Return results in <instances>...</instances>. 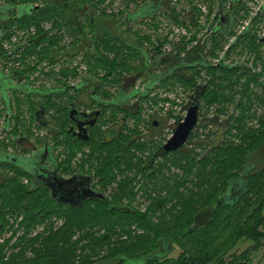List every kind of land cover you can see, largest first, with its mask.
<instances>
[{
    "label": "rangeland",
    "instance_id": "obj_1",
    "mask_svg": "<svg viewBox=\"0 0 264 264\" xmlns=\"http://www.w3.org/2000/svg\"><path fill=\"white\" fill-rule=\"evenodd\" d=\"M7 1L8 0H0V5L5 4ZM38 3L39 2H36V4ZM247 3L250 6V11L253 10L250 16L253 19L251 30L257 33L258 36L264 37V14H255V12L257 13L255 8L258 7L259 0H247ZM100 5H103V3H96L97 7ZM115 7L116 4L114 1L105 4L107 12H114ZM187 10H190L192 13L189 17H186L187 21L185 28H191L192 32H189V35H192V37L196 35L200 44H206L207 36L209 35L206 34V30L203 29V24L208 20L211 21L213 15L198 11L194 5L190 4L185 10H182L181 6L177 8L178 16L176 19L178 21L184 20L183 18L186 13L189 12ZM122 16L123 15L119 14L117 18L121 19L123 18ZM159 20H161V18H159ZM245 20L247 19L239 17L238 24L241 25V22ZM169 23L172 24L171 22ZM242 24L244 25L245 22ZM48 27L49 24H46L47 30ZM133 27L138 28L139 26L134 24ZM180 29V32L174 31L175 37L173 42L168 40L164 47L165 49L177 50V48L181 46V42L184 44L186 43L185 38H188V36L185 34L190 31V29H187V31L182 28ZM142 30L150 32L146 28H142ZM240 30L241 28L239 27V31ZM157 33H160L159 29H157ZM21 35L22 32L20 35L17 34L16 37L18 38L12 41L13 45L4 47V53H7L14 47L15 42L22 41V38H19ZM129 36L131 39L130 41L134 43L135 37L133 35ZM66 43H68V40H66ZM262 43L263 45L256 47V50H252L248 45L239 44L237 47L231 48L228 54L223 57V54L229 49L227 46L228 42H226L221 51L216 52L215 56L209 57L208 62L214 67L223 64L229 68H234L238 64L237 66L244 67L246 72H249L250 76L255 78L253 81H250V77L242 76L240 71H237L235 74H229L224 70L216 73L218 77H223L225 75L229 76L228 80H218L216 83L219 84L223 82L221 92L223 94H228L229 98L231 97L232 90L235 89L233 92L234 97L230 102L223 100L222 103L217 102V104L215 103L213 105H207L205 102L202 109V113L204 114L202 119L205 120V116L212 120L218 119V124L214 127L212 124H208V127H202L201 130L198 129L200 139H193L189 145V149L195 151L192 156H160L153 165L150 164V162H153V155L157 147L164 144L166 138L171 136L173 124H175L178 118L186 116L187 111L185 110V106L193 100V96H196L194 89L183 86L181 82L173 79L163 85H158L160 84L159 82L149 91L147 98L142 100V94L140 93L134 95L129 94L140 88L146 89L147 79L144 74L142 75L138 71H133L130 74L128 72H123L120 83L110 85V89L114 94L113 99L117 98L121 91L131 96L129 100L130 103H133L132 110L134 111H136L135 104L141 99L140 131L136 134L142 133V135L136 138V143L139 142V144H144L145 147H142L144 149L137 147L132 149L135 156L131 163L130 159L132 158V153H129V158L124 159V162L120 160L112 170L114 181H108L106 184L101 181L102 177L98 174V168L110 165L113 154L112 148L105 147L103 149H98L95 151V156L92 159V153L94 152L93 146L87 145L79 154L76 156L74 155L75 157L72 158L73 166L70 171H75L77 168L87 167L88 165L93 168L95 173L94 188L105 193L106 200L112 202L115 207H133L136 210L148 212L150 202L152 203L163 199V202H169L162 208L155 207L154 210H150L149 215L154 223L161 228L167 229L168 227H164L165 225L163 224L173 222L175 225L170 229L171 232H174V228L179 229L178 232H175V237L182 247L179 245V247H175V250L171 248L172 252L174 250L173 253L171 252L172 257L178 258L179 253L185 249L187 250L185 253H189L191 256H194L196 253H201L203 246L200 244L204 245L205 242H207V238H214L219 230L221 231L222 222L216 212L215 215L219 219L218 226L212 225L207 227L199 223L196 225H200V229L196 235L195 241L200 242V244L195 245L196 247L194 248L191 246L188 247L190 243L182 239L184 232L180 231V229L190 216H197L205 207L210 208V210L204 213L213 219V203L209 202H214V195L219 196V206L223 205V207L226 208L223 209V213H229V207L228 204H226V200L228 199V194L225 193L226 187L230 181H232L231 183L233 184V180L242 176V180L234 181V185L240 188V190H246V188H248L246 179L251 177V182L249 183L250 192L248 195L243 196L240 203L235 207L236 210L239 211V221H237V224L240 225L239 230L237 229L234 233H231V231L227 232L228 239H230L229 237L232 234L234 237H237V240H231V242L226 245L224 251H218L216 253L210 252L212 259L209 264H264V236L253 229V222L251 223L249 220L252 212L259 205L263 204L261 201L264 199V135L255 139H252L250 137L252 135H250L249 140H245L246 146L243 153L244 151L248 153L258 150L252 155H248L249 157H245V154L240 155L239 152H231L232 154H230L229 152L223 151L219 152L217 156L211 157V161L208 160L207 163L203 164V161L207 158V154L210 151L209 149L212 148L214 144L216 145L219 143L221 139H224V136H226L227 142H241V139L236 138L238 129H233V131L231 130L229 132V128L226 132L227 134L224 135V133H222V127L226 126V122L229 119L232 117L236 119L240 115L242 110L238 109L237 103L242 102L243 97L245 99V105L251 110L247 112L248 118L245 119L243 123V125L246 124L247 126H243L242 128L250 132V129L260 130L261 128V121H258V117H264V39H262ZM154 45L157 44L154 43ZM154 45L144 47L148 50H153L155 48ZM193 46H195V43H191L189 48ZM189 63L192 62L190 61ZM73 64L83 70L80 71L81 73L89 74L86 73L83 68L85 63L82 61L81 57H78ZM8 65L9 68H5V71L11 70L14 66L10 62H8ZM89 68L90 70L95 69L93 63L89 64ZM196 68H198L197 72L199 73L197 77L198 85L204 86L207 84V81L212 80L213 76L211 78V75L204 67L198 66ZM95 70L97 71V69ZM185 72L182 73L188 78H190L193 73L191 70L187 69ZM104 73L105 72L102 71V74ZM93 74L97 75L98 73ZM77 80L78 78L73 81ZM236 81L238 82L236 83ZM228 97L224 95V98L228 99ZM226 109L227 112H225ZM220 110H224L223 115L219 114L222 113L219 112ZM109 111L110 110L107 112ZM254 113H256L257 117H253ZM4 114L5 112L0 113V141L8 137L10 138L9 135L3 136L1 133V128L4 123ZM122 116V113H119L118 117ZM154 121L158 122L159 128H154V126L151 125ZM235 121L236 120H234V122ZM129 123H131V120H129ZM105 125L107 126L108 124H100L94 129V140L101 135H106L105 131L107 127H104ZM114 127L120 128L118 124ZM211 130L215 131L212 136L208 134ZM150 133L152 136L154 135L153 142H150L148 139L150 138ZM136 139H133V141ZM5 142L10 151L16 154L21 153L19 146L16 144L13 145V141L5 140ZM203 142L204 144H202ZM136 143L134 145H136ZM128 144L129 143H127V145ZM210 154L212 155V153ZM145 162H148V171H145V174L138 173L139 166L143 165ZM239 162L242 163L239 165ZM245 166L248 168L244 171L243 168H245ZM0 170L2 175L9 180L8 189L4 191L3 194L5 197L2 199L0 198V221H3L5 224L4 229L0 231V256L3 255L4 261L7 263L13 260L33 261L36 259H43L45 264H116L119 259L118 256L122 255L127 248H131L129 246L140 244L150 239V236L145 235V231L136 223L118 226L108 224H86L83 218L85 212L82 213V210L75 208L69 213L67 211L68 206H62L60 204H58L59 206H55L56 214L54 212L51 214L48 213L50 215L40 216L31 224L27 223L24 225V218L34 208L36 195L20 199L23 197L21 196L22 194L25 195L20 186L24 185V187H26L27 184H30L31 178L29 175L20 171L9 170L4 167ZM66 170L67 168H65V171ZM154 170H158L157 172L155 171L157 173L156 177L150 179L145 178L148 174L154 175ZM138 178H141L144 183L136 182ZM148 184L151 188L155 187L153 189L156 190L154 194H150L153 193L152 190H150L148 194L145 193L146 190H143V186ZM233 186L231 190H233ZM127 187L134 189L137 194L134 195V197L132 195L129 196L130 194L128 193V195L125 191ZM2 191L3 189H1V193ZM40 192V194H44L43 190H40ZM165 198L168 200L166 201ZM98 203L97 201L89 200L86 202L85 206L89 208L93 206L92 208L96 209L99 207ZM185 205L189 206L188 209L183 207ZM219 206L218 208H220ZM236 210L233 212L236 213ZM59 212H61V214ZM70 219H74L76 223H71L68 232H65V224L68 221V225ZM259 230L262 231V229ZM64 234L65 236H62ZM107 235L110 236L109 239L106 237ZM96 239L99 240L96 241ZM188 248L192 250H188ZM219 250H221V247Z\"/></svg>",
    "mask_w": 264,
    "mask_h": 264
},
{
    "label": "flooded vegetation",
    "instance_id": "obj_2",
    "mask_svg": "<svg viewBox=\"0 0 264 264\" xmlns=\"http://www.w3.org/2000/svg\"><path fill=\"white\" fill-rule=\"evenodd\" d=\"M49 1L44 0L43 4L35 3L37 7L23 4L8 6L7 2L0 5V67H2L0 68V113L5 112L1 133L3 136H10L0 141V169L4 167L29 175L31 182L27 184V190L30 191V188L35 186L33 188L39 191L48 192L54 202H60L58 200L61 197L69 198L72 202L101 199L92 197L83 200V191H74L75 185L84 187L88 183L91 188L89 192H100L104 195L102 199L106 198L105 193L94 188L93 168L88 165L70 171L73 166L72 158L87 146L85 143L82 144L83 141L88 142L100 120L105 119L102 108L110 106L112 100L103 93L110 90L109 83L97 79L93 74L98 73L99 77H103L106 73L102 74L101 69L90 70L88 64L87 54L95 51L93 42L96 41L98 31L108 30L117 36L120 42L138 45L137 47L143 52L142 57L146 58L144 61L146 66L139 71L147 79L146 89H137L129 95L148 94L158 82H154L151 87L148 85L157 78L172 74L184 75L182 72H185L190 62L189 52L197 46L203 47L198 37V40H193L196 35L193 37L189 35V32H192L191 28H185L186 17H189L192 12L187 10L189 12L182 21L176 19L177 8L180 6L182 10H185L191 4L198 11L213 15L211 21L208 20L203 24V29L209 35L207 36L209 48L215 37L222 41L221 47L228 42L229 49L223 57L228 54L232 46H238L240 36L245 33H251L263 45L264 37L258 36L251 30L253 19L250 16L253 10L250 11L247 0H58L60 2L57 4L58 13H55L54 18H47V13L43 17L41 27L30 26L31 28L23 29L19 20L31 15L35 9L49 10L47 7ZM110 1L116 4L114 12H107L105 9V4ZM96 3H103V5L97 7ZM255 11L257 15L264 14V0H259ZM116 14L123 15V18L118 19ZM239 17L247 19L241 22L242 26L238 24ZM243 22H245L244 25ZM46 24H49L48 30ZM134 24L139 27H133ZM142 28L150 32L143 31ZM180 28L185 31L190 29L185 34L188 36L185 38L186 43L181 42L184 49L180 58L183 59H174L176 51L173 49L164 48V52L157 55L158 57L154 55L156 52L148 54L150 50L144 46H151L154 43L158 45L159 42L168 40L173 42L174 31L180 32ZM157 29L160 33H157ZM21 32L22 35L19 38H22V41L15 42L14 47L4 53V47L13 45L12 41L17 40L16 36ZM129 35L135 37L134 43L130 41ZM191 43H195V46L189 48ZM221 50L222 48L217 52ZM78 57L82 58L85 63L83 68L89 74L81 73L80 71L83 70L73 64ZM92 58L96 57L92 56ZM174 61H179L182 65L175 64ZM8 62L14 66L11 70L5 71V68H9ZM76 78L78 80L73 81ZM140 102L141 99L136 104ZM120 105L128 107L129 110L133 107V103L126 101ZM189 106L190 102L185 106L186 111ZM98 111L100 114H97ZM185 117L178 118L173 124L171 136L166 138L164 144L157 147L153 162H150L151 165L160 156L167 154L163 146L173 136L178 124L184 121ZM94 120L96 123L92 124ZM130 120L131 123L125 117L120 120L122 125H119V133L125 134L121 139L122 142L130 140L124 144L129 143L128 145L135 148L136 138L142 133L136 134L140 131V123L135 119ZM215 122L218 123V119H215ZM80 125L87 129V139H84L85 134L80 131ZM151 125L159 128L157 121L152 122ZM114 126L116 122L104 126L107 127L105 131L107 139L117 128ZM149 137V141L153 142L154 135L150 133ZM133 139L136 140L133 141ZM5 140L13 141V145H18L21 153L16 154L10 151ZM189 140L190 137L183 150L189 149ZM92 154L93 159L95 151ZM31 162L32 164L34 162V167L29 166ZM144 165L148 166V162ZM32 168L33 172L38 171L37 179L30 171ZM65 168H67L66 171ZM1 173L0 170V181L5 179ZM74 176H76L75 179L70 183L63 181V179H72ZM136 182L144 183L141 178H138ZM53 187L57 190L53 191Z\"/></svg>",
    "mask_w": 264,
    "mask_h": 264
},
{
    "label": "trees",
    "instance_id": "obj_3",
    "mask_svg": "<svg viewBox=\"0 0 264 264\" xmlns=\"http://www.w3.org/2000/svg\"><path fill=\"white\" fill-rule=\"evenodd\" d=\"M42 2V1H37V0H28V1H20V0H8L7 4L8 6H17L19 4H23V5H27V6H32V7H37V5H35L36 2ZM58 3H60L58 0H50L48 3L49 10H33L32 14L29 16H26L22 19L19 20V23L22 25V28L27 29L30 26H36V27H41V23L43 21V17L46 16V14L48 13L47 18L49 17H53L58 13L57 11V7H58ZM54 18V17H53ZM55 20V19H54ZM56 22V20H55ZM59 22V21H58ZM31 28V27H30ZM193 40H197V36L193 37ZM221 43L222 41L217 40V38L215 37L212 44H211V48L208 47L207 43L205 44V46H197L194 49H192L189 52V57H190V61L192 63H188L189 66H187L186 69L189 68V70H191L193 73L190 76V78L186 77L185 75H177V74H172L170 76H164L163 78H157L155 80H153V82H151L148 86L151 87L154 82H160L159 85H163V84H167L169 80H173L176 79L178 80V82H181L183 86L189 87V88H193L194 91L198 94H200L199 97V103H200V109H199V124L197 125L196 129L194 130V132L192 133V135L190 136V142L193 139H200L199 133H198V129L201 130V128L203 127H208V124H212V126H217V122H215V120H212L211 118L205 116V120H203L202 118L204 117V114L202 113V109H203V105L205 104V102L207 103V105H213V104H217V102H221L223 100H227L228 102L231 101V99H233L234 95L233 92L235 91V89L232 90L231 92V97L229 98L228 94H223L221 92L222 90V84L223 82H220L219 84L216 83V81L220 80V81H225L228 80L229 76L225 75L223 77H218L216 75V73L218 71H226L229 74H235L237 71L241 72V75L243 76H248L250 77V81H253V79L255 77H251L249 72H246V70L244 69V67L242 66H236L234 68H229L228 66H225L223 64H221L218 67H214L212 65L209 64L208 59L211 56H215L216 52L218 49H221L223 47H221ZM94 47H95V51L91 52L89 54H87L88 56V64L93 63V67L97 70L101 69L102 71H104L106 73L105 76L103 77H99L97 75L99 74H95L97 79H100L102 81H107V83H109V85H114L117 83H120L121 77L123 76V72H128L129 74L133 71H140L144 68V66H146V64L144 63V61L146 60V58L142 57V50L141 48H138L134 45H131L127 42L122 43L119 41L118 37L113 35L112 32L108 31V30H103V31H98V34L96 35V41L93 42ZM167 41L164 42H159L158 45H154L155 48L153 50L149 51V55L154 52L155 56H159L161 55L164 51V47L166 46ZM239 44H244L245 46L248 45L250 48H252V50H256L258 46H262L256 39L255 36L251 35V33H245L243 35L240 36L239 38ZM142 46V45H141ZM232 48H235V46H232ZM184 49L183 46H180L177 48V50L175 49L174 53L175 57L174 59H183L180 58L181 57V53L182 50ZM153 55V56H154ZM92 56H95L96 58L93 59ZM114 56V57H112ZM157 56V57H158ZM155 59V58H154ZM175 64H177L179 61H174ZM182 62V61H181ZM180 63V62H179ZM179 65H182L179 64ZM195 65V66H193ZM198 66H202L204 67L209 74L211 75L212 80L207 81V84L202 86V85H198L197 84V77L199 75V73H197L196 68ZM233 67V66H232ZM185 69V70H186ZM239 72V73H240ZM238 81H236L237 83ZM147 92V91H145ZM104 94H106V97L111 100V104L108 107H103L102 108V112H103V117H105V119L102 118V120H100L99 125H104V124H109V123H115L116 125H122L120 123V120H123V118L125 117L127 120L130 119H135L137 122L140 123L141 118H140V112L142 109V106L138 103L136 104V111L134 110H129L128 107H123V105L121 106L120 103L123 102H127L130 103V98L131 96H129L126 92L121 91V93L117 96V98L113 99V92L111 91V89L109 91H104ZM149 94V93H148ZM147 93H143L142 94V100H145L148 96ZM228 97L227 98H224ZM244 95H249V94H244ZM243 97V96H242ZM244 97H243V101L237 103L238 105V109L242 110V112L240 113V115L235 119V117H232L231 119H229L226 123V126L222 127V133L227 134V130L229 129V132L233 129H238L236 132V138L241 139V142H227L226 141V136H224V139H221L219 141V143H217L216 145L214 144L212 146V148H210L209 153H212V155H208L207 154V158H205V160L203 161L204 163H207L208 160L211 161V157L213 156H217V154H219V152H229L230 154H232L231 152H239L240 155L245 154L246 156H250L253 153H255L258 150L252 151V152H246L243 150L246 146L245 140H249V136L252 139L254 138H260L264 135V117L260 118L258 117V121H261V128L260 130H256V129H250V131H246L245 128H242L243 126H247L246 124L243 125L245 119L248 118L247 112L249 110H251L247 105H245L244 103ZM226 101V102H227ZM119 104V105H117ZM108 110H110L109 112H107ZM112 111V112H111ZM112 115H111V113ZM219 113L220 115H223L224 110H220ZM225 112H227V109L225 110ZM119 113H122V117H118ZM108 114V115H107ZM253 117H257L256 113H254ZM201 118V119H200ZM234 120H236L234 122ZM213 121V122H212ZM98 125V126H99ZM96 126V127H98ZM154 126V125H153ZM95 127V128H96ZM63 129H65V127H63ZM94 130L91 133V137L89 139L88 142L83 141L82 144H86V145H93V150L97 151L98 149H103V148H112L113 150V154L110 160V165L109 166H102L100 168H98V174L102 177L101 181L106 184L109 182H113V168L115 167V165L120 161L124 159H127V157L129 156V153H132V158L130 159V163L133 161V157L135 156V154L133 153V146L131 145H127L124 144L125 142H129L130 140H123L122 142V137L124 138L125 134H122L121 132L119 133V128H116L115 130H113L111 132V135L109 136V138L107 139V137L105 136H99L95 139V135H94ZM215 131L211 130L208 134L210 136H212L214 134ZM221 133V134H222ZM132 135H134L132 133ZM208 135V137H209ZM223 136V134H222ZM111 139V140H110ZM201 142V140H200ZM78 144V143H77ZM76 144V145H77ZM204 144V142L202 143ZM137 145V146H136ZM134 145L137 148H142L145 147L144 144H137ZM127 148V149H126ZM144 149V148H142ZM195 151H193L192 149H187V150H183L182 151H175V152H169L167 154H164L162 156H172V155H180V156H192ZM250 153V154H249ZM210 156V157H209ZM248 156V157H249ZM206 157V156H205ZM129 158V157H128ZM246 160V159H245ZM209 161V162H210ZM249 161V160H248ZM247 162V161H246ZM242 162H239V165ZM239 167V166H238ZM148 166H145L144 164L139 166L138 168V173H142L145 174V171H148ZM246 168H248L247 166H245V168H243V170L245 171ZM65 170V169H64ZM158 170H154V175L152 174H148L145 178H154L156 177L157 173L156 172ZM246 177V174H245ZM136 178V177H135ZM145 180V179H144ZM238 180H242V176H240L239 178L233 180V184L231 183L232 181H230L227 185V189L225 190V193L230 195L231 192H229V189L232 188V186L234 185V181H238ZM246 182L248 184V188H246V190H240V188H238L236 185L233 186V190L236 193H234V195L229 198L228 195V199L226 200V204H228L229 207V213H223V209H226L225 207L219 206L218 202V197L219 196H215L213 197L214 202H209V203H213L212 204V208L214 210H212V214H214V218L212 219L211 217L207 216L204 212H207L208 210H210V208L205 207L202 209L201 212H199L197 214V216L192 215L188 218L187 222L183 225V227L180 229V231L184 232V234L182 235V239H184L185 241H188L190 244L188 245L191 246L192 248L196 247L195 245L200 244V242H196L195 238L196 235L198 234V231L200 229V225L196 226L199 224L202 225H206L207 227L209 226H218V217H220L221 220V231L219 230V232L217 233V235L213 238H207V242H205V244H200L203 246V250H201V253H193L195 254L194 256H191L189 253H185L187 250H183L181 253H179L178 258L176 257H172V253L175 250V247H179V245L181 246L180 242L177 241L176 237H175V232H178V228L175 229L174 228V232H171V228L173 227V225H175V223L171 222L168 224L164 223L163 225H165L164 227H168L166 228H161L160 226L156 225L154 223V221L152 220L151 216L149 215L150 210H154L155 207H163L165 204L169 203V202H163V200H159L156 202H150L149 204V211L148 212H142L140 210H136L135 208H129V207H115L114 204H112V202H109L106 200V198H101V199H97L94 201L99 202V207L96 209H93L92 207H86L85 204L86 202L83 203V205L81 207H72L69 205H65L62 204L60 202H54L53 200H51L50 195L48 192L44 191V194H40L41 192L37 189H33L30 191L27 190L26 187H24V185H21L20 188H22V191L24 194H22L20 199L26 198V197H32L33 195L35 196V201L34 202V208L32 209V211L30 213H28V215L24 218V225L29 223L31 224L36 218L40 217V216H48L51 213H55L56 214V210H55V206L60 204V205H64V206H68V212H72L73 209L78 208L79 210H82V213L85 212L83 218H84V223L86 224H108V225H129L132 223H136L138 224L143 231H145V235L150 236L149 241L146 240L140 244H134L131 245L129 247L131 248H127L122 255L118 256V261L116 262V264H209L212 257H211V253L210 252H221L224 251L226 245L228 243L231 242V240L236 239L237 237H234L232 234L229 237L230 239H228L227 236V232L231 231V233H234V231L236 232V230H239L240 225L237 224L239 221L238 218V213L239 211L236 210V206L240 203V200L243 196L248 195V193L250 192V182H251V177H248V179H246ZM8 185H9V180L8 178L5 177L4 180L0 181V198H4L5 196L4 191H6L8 189ZM130 185V184H129ZM156 185V184H155ZM229 186V188H228ZM143 190L145 191L146 194L150 193L149 191L152 190L153 193L150 194H154L156 192V190H153L155 187L151 188L150 185H144L143 186ZM1 189H3L2 193H1ZM125 191L127 192V194L129 196H133L136 195L137 193L134 191V189L127 187L125 189ZM159 191V190H158ZM157 191V192H158ZM46 193V195H45ZM166 201L168 200L167 198H165ZM263 204L259 205L251 214V217L249 218V220L251 221V223L253 222V229H255L257 231V233H259L260 235L264 236V199L261 201ZM59 206V205H58ZM218 206L220 208H218ZM185 209H188V205L183 206ZM82 208V209H81ZM236 210V213L233 212ZM188 212V210H187ZM215 212L218 214V217H216ZM50 213V214H48ZM61 214V212H59ZM193 213V212H192ZM201 213V214H200ZM208 218V220H207ZM68 220V218H67ZM128 221H132V222H128ZM68 223V221H67ZM67 223L65 224V232H68V228L69 225L71 223H76V221L74 219H70V223L67 225ZM1 227H0V231L2 229H4L5 224L3 221H0ZM172 225V226H171ZM177 225V224H176ZM170 226V227H169ZM113 227V226H111ZM235 227V228H234ZM209 229V228H207ZM259 229H262V231H260ZM260 231V232H259ZM62 236H65L62 235ZM108 239L110 238L109 235L106 236ZM227 237V239H226ZM99 239H96V241H98ZM237 240V239H236ZM182 247V246H181ZM221 247V250H219ZM170 248H173V252L171 251ZM190 248H188L189 250ZM215 249V250H214ZM192 250V249H190ZM172 252V253H171ZM195 252V251H194ZM186 256V257H184ZM246 257V256H245ZM0 264H45L43 259H36V260H28V261H11L9 263L4 261V256L1 255L0 256Z\"/></svg>",
    "mask_w": 264,
    "mask_h": 264
},
{
    "label": "water",
    "instance_id": "obj_4",
    "mask_svg": "<svg viewBox=\"0 0 264 264\" xmlns=\"http://www.w3.org/2000/svg\"><path fill=\"white\" fill-rule=\"evenodd\" d=\"M199 97L200 94L196 93V96L192 97L193 100L190 102V106L189 109L187 111V115L184 119V121L180 122L177 126V128L175 129V132L173 134V136L168 139L167 143L163 146L165 152L169 153V152H175V151H182V149L186 146V143L189 139V137L192 135V133L194 132V130L196 129L198 122H199V109H200V103H199ZM97 114H100V111L97 112ZM96 120H94L92 122V124H95ZM80 131H83V133L85 134L84 139L88 138L87 135V129L83 128L82 125H80ZM52 154V152H51ZM37 157V156H36ZM36 157H33L34 159H36ZM40 157V155H39ZM38 157V158H39ZM26 166V164H25ZM30 167H34V162L32 164V162L29 164ZM26 169V168H25ZM30 171H32V173L34 174L33 176L35 177V179H37L39 176L38 171L33 172V168L30 169ZM2 174V173H1ZM76 176H74L72 179L66 180L63 179L64 182L70 183L71 181H73L75 179ZM37 181V180H36ZM35 181V182H36ZM35 187V186H33ZM31 187V190L33 189H37V188H33ZM90 185L88 183V185H85L84 187L81 185H75L74 191L76 192H82L84 193L83 196V200H86L87 198H102L104 197V195L100 192H89L90 191ZM57 190V188L53 187V191ZM230 195L229 198H231L234 193L237 194V192H235L234 190H229ZM54 195V193H53ZM58 201H60V203L65 204V205H69L72 207H81L83 205L84 202H72V200H70L69 198H63L61 197ZM1 227V224H0ZM171 249V248H170Z\"/></svg>",
    "mask_w": 264,
    "mask_h": 264
}]
</instances>
